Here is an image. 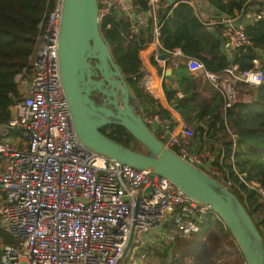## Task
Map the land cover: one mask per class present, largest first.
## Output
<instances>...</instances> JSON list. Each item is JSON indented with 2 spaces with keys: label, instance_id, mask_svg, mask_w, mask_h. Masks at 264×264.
<instances>
[{
  "label": "built area",
  "instance_id": "built-area-1",
  "mask_svg": "<svg viewBox=\"0 0 264 264\" xmlns=\"http://www.w3.org/2000/svg\"><path fill=\"white\" fill-rule=\"evenodd\" d=\"M97 1L101 26L122 0ZM158 1L149 0L154 19ZM62 10L63 0H56L52 11L42 15L28 66L16 75L20 97L10 107V119L0 122V230L14 239L5 242L0 236V264L144 263L160 238L195 237L206 221L220 216L170 178L124 164L80 140L61 77ZM263 16V9L244 16L239 10L222 14L215 23L222 26L225 48L250 46L246 25ZM154 34L160 46L158 23ZM186 65L191 72H203L226 106L242 101L243 85L253 87L264 80L258 58L242 71L232 64L214 72L196 57H189ZM29 74L28 84L21 87ZM141 84L154 97L164 90L163 76L147 73ZM144 119L153 129L162 121L158 114ZM160 136L226 187L242 190L245 184L264 201L261 183L248 179L235 165L234 176L224 174L208 147H193L192 124L185 121L180 131Z\"/></svg>",
  "mask_w": 264,
  "mask_h": 264
},
{
  "label": "trees",
  "instance_id": "trees-1",
  "mask_svg": "<svg viewBox=\"0 0 264 264\" xmlns=\"http://www.w3.org/2000/svg\"><path fill=\"white\" fill-rule=\"evenodd\" d=\"M208 2L219 13L231 14L239 10L244 16L251 11L264 10V3L260 0ZM133 3L139 11L150 9L149 0H133ZM55 4L56 0H0V122L10 119V107L20 97L16 75L28 66L41 17L45 11L51 12ZM158 17L161 29L158 49L161 53L169 54L166 66H175V72L177 70L180 74L181 71H187L183 77L194 82L188 97L178 101V108L187 120H191L195 112L191 103L194 99L197 100L194 87L201 84V80L189 73L187 65L181 62L184 57L177 55V50H181L184 56L199 58L208 70L214 72H222L232 64H237L240 71L246 70L253 67L257 58L260 59L264 71V16L247 23L246 31L252 44L246 49H232V55L223 51L221 25L217 24L211 30L189 0H177L166 10L159 9ZM134 25L130 13L115 7L103 20L101 30L111 39V53L135 95L133 102L140 105V113L144 116L145 112H156L170 121V112L156 104L157 99L141 84V78L148 72L140 52L155 38V21L150 17L147 25L139 26L138 29ZM151 60L154 65H158L155 54ZM244 88L252 93L249 101H237L226 106L223 95L217 91L220 98L216 106L198 107L195 115L198 120L202 122L209 116L210 122L208 126L201 125L197 128L192 143L198 142L200 150L209 143L213 152L218 151L214 162L224 174L234 176L235 165L240 171L247 173L248 179L258 181L264 186V80L257 86ZM165 89L171 98L173 90L168 86V81H165ZM101 130L127 146L146 151L144 145L123 125L109 124ZM216 142L221 145L217 147ZM234 179L238 181V178ZM241 187L242 190L232 189L247 208L264 238V201L260 200V194L255 189L245 184H241ZM204 234L207 235V245L218 247V255L212 256L209 264H248L237 240L219 217L206 221L197 238L200 239ZM0 236L5 242L14 241L4 229L0 230ZM177 239H180L179 234L169 240L168 244H162V249L154 247L159 264H185L182 260L184 255L181 258L174 250Z\"/></svg>",
  "mask_w": 264,
  "mask_h": 264
},
{
  "label": "water",
  "instance_id": "water-1",
  "mask_svg": "<svg viewBox=\"0 0 264 264\" xmlns=\"http://www.w3.org/2000/svg\"><path fill=\"white\" fill-rule=\"evenodd\" d=\"M174 3L175 0H168ZM97 0H63L59 61L63 87L80 140L91 149L137 168H151L173 180L188 195L209 204L230 229L248 264H264V238L233 190L182 158L151 129L134 103L101 30ZM235 49V47H234ZM169 54L160 52L166 61ZM171 72L170 69H165ZM163 76V78H164ZM101 95V101L95 95ZM209 124L210 119H204ZM202 121L203 125L208 126ZM109 124L126 127L145 147L141 151L102 132ZM152 186L147 188L150 192Z\"/></svg>",
  "mask_w": 264,
  "mask_h": 264
},
{
  "label": "crops",
  "instance_id": "crops-1",
  "mask_svg": "<svg viewBox=\"0 0 264 264\" xmlns=\"http://www.w3.org/2000/svg\"><path fill=\"white\" fill-rule=\"evenodd\" d=\"M189 1L192 5L196 6L197 12L200 15L201 19L205 21V23L208 24L211 30H214L215 26L217 25L215 21L219 17H221V15L224 13H219L217 9L208 2V0H189ZM176 2L177 0H175L174 3H170L168 0H159L158 3H156L155 5L156 18L155 19L153 18L155 21V26L159 21L158 10L159 9L166 10L168 7L175 4ZM135 7L136 6L133 3V0H122V3L117 6V8H119L121 11H126L127 13L131 14V16L133 17V22L135 24L134 28L138 29L139 26L147 25L150 17H153L154 14H153L151 5H150V9L147 11H139ZM220 28H221L220 34L222 35V27L220 26ZM154 37H155V34H154ZM156 42L157 41L154 38V40L150 42L146 48L142 49L140 53H141V57L143 59L145 68L148 73L158 75V76H164L165 69L171 70V72L169 73L166 72L167 74L163 78L164 90L155 96L157 99L156 104L158 105L160 104L164 108H166L171 114V119L169 121L160 116L162 121L160 123H155L154 125L152 124L154 129L151 128L158 135V137H160L163 141H165L160 135H163V134L170 135V134L180 131L185 121L188 122L189 124H192L196 131L199 126L203 125L202 124L203 122L199 121L198 118L195 116L198 111V107L201 108L203 105L204 106L210 105L212 107L216 106L218 104L217 101L220 98L219 97L220 95L217 94L218 93L217 91L219 90L216 89L207 79L204 78L203 72L194 73V72H191L187 67L189 73H191L196 78H199L201 80V84H198V86L194 87L196 88L195 93H197V97H196L197 100L194 99L191 105H192V108L195 109V112L191 116V120H187L178 108V101H180L181 99H184L185 97H188L191 91V87L194 85V82L189 79H185L183 77V75L187 73V71H184V73L183 71H181V74L177 70L175 72V66L173 65L166 66V61L158 59V54L160 53V51L158 49L159 44H157ZM222 43H223V40H222ZM222 48H223V51H226L229 55L233 54L231 50L232 49L234 50V47H231L229 49L228 47L225 48L224 44H222ZM153 54L156 55V59L158 61L157 66L154 65L151 60V57ZM176 54L181 57H184V59L181 62L186 64V61L188 60L189 57L184 56L181 50H177ZM167 76H172V77L168 79ZM165 81H168V86L173 90V92H171L172 93L171 98H169V96L167 95V92L165 89ZM242 88L245 91H247V89L244 88V86H242ZM215 97H217V100H215ZM249 100L250 99L248 100L246 99V101H249ZM187 103H188V107H190V103L188 101ZM155 114L160 115L159 113H156V112H153V113L145 112L143 117L151 116ZM207 117L210 119L209 116ZM206 125H209V124H206ZM198 144H199L198 142H193V147L197 150H200V147ZM216 144H217V147L221 145L219 142H216ZM209 146H210L209 143L208 144L206 143L204 145V148L208 147L209 150L212 152V154L216 157L218 151L213 152Z\"/></svg>",
  "mask_w": 264,
  "mask_h": 264
},
{
  "label": "rangeland",
  "instance_id": "rangeland-1",
  "mask_svg": "<svg viewBox=\"0 0 264 264\" xmlns=\"http://www.w3.org/2000/svg\"><path fill=\"white\" fill-rule=\"evenodd\" d=\"M25 79L26 82L21 84V87H25L28 84V81L30 80V74L27 75ZM239 92V98L242 101H246V99L248 100L252 98V93L249 92V90L245 91L242 88ZM197 237L198 235H196L195 237L180 236V239H177L175 241V253H177L180 257L184 255V258H181L185 264H209L212 261V256L218 255L217 246L207 245L206 241H208V239L206 234L200 236V239H198ZM169 240L170 239L167 236H164L163 238H160L158 240V244L154 247H159V249H162V247L164 246H162V244H168ZM176 248H178V250ZM159 262L160 261L157 255V251L152 248L150 250L148 259L144 263L140 264H159ZM126 264H128V262Z\"/></svg>",
  "mask_w": 264,
  "mask_h": 264
},
{
  "label": "flooded vegetation",
  "instance_id": "flooded-vegetation-1",
  "mask_svg": "<svg viewBox=\"0 0 264 264\" xmlns=\"http://www.w3.org/2000/svg\"><path fill=\"white\" fill-rule=\"evenodd\" d=\"M95 99H96L97 101H101V95H100V94L95 95Z\"/></svg>",
  "mask_w": 264,
  "mask_h": 264
}]
</instances>
